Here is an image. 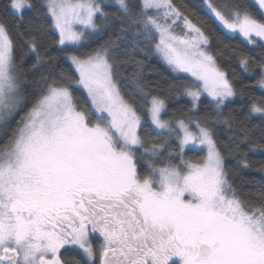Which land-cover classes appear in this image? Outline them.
I'll return each mask as SVG.
<instances>
[{"label":"snow or ice","instance_id":"obj_1","mask_svg":"<svg viewBox=\"0 0 264 264\" xmlns=\"http://www.w3.org/2000/svg\"><path fill=\"white\" fill-rule=\"evenodd\" d=\"M40 3L0 18V264H264V187L232 179L245 145L264 150V0ZM208 16L251 84L220 66ZM137 52L170 69L166 88L142 83Z\"/></svg>","mask_w":264,"mask_h":264},{"label":"trees","instance_id":"obj_2","mask_svg":"<svg viewBox=\"0 0 264 264\" xmlns=\"http://www.w3.org/2000/svg\"><path fill=\"white\" fill-rule=\"evenodd\" d=\"M33 4L36 5V8H38L41 12L44 11V8L42 4L40 3V0H31ZM106 3H112L111 0H105ZM175 4L178 6H183L181 8L182 11H185L187 14L188 10H194L196 12H200V8L202 6V0H173ZM244 2L250 3V0H244ZM9 0H0V18H7L9 27L16 22L15 14L9 12L6 10V6L8 5ZM109 11L114 10V8L108 9ZM203 15V13H201ZM23 17L24 19L31 20L33 24H39L40 20L38 17L34 15L33 10L25 9L23 11ZM205 19L208 21L207 25H205V31L210 35L211 41H212V51L216 52L217 47H220L223 51L222 56H218L217 59L220 63V66L224 68L229 76L233 75V70L237 74H240L243 77L244 83L251 84L254 80V77L243 73L236 56L231 54V48L224 47L225 44L235 46L238 43H240L239 38L235 39H229L225 36L224 32L219 29V26L215 23V21L210 17H205ZM193 20L195 22V17H193ZM21 28L23 30V25H21ZM218 41H222L218 44ZM243 50L247 53H249L253 59L259 60L260 59V49H251L247 45L243 46ZM136 56L138 59L144 60V67H143V81L150 82L149 87L152 86L151 82H158L161 86V88H166L169 82L173 79V74L171 73L170 69H168L166 66L163 65V63L156 58L155 56H149L144 57V55L140 52L136 53ZM28 63L32 62V57L29 56L26 58ZM65 67L68 66L67 61H62ZM128 72H131L132 69H127ZM130 87V86H129ZM256 95H261V90L258 87H254L251 89ZM163 95V92L161 93ZM80 102L86 103V97L84 96L83 92L80 94ZM180 104L187 105L188 101L187 98H181L179 100ZM241 103V101L236 100L235 104L238 106ZM177 106L176 103L170 102L169 108H175ZM203 107H201V112H203ZM246 110V109H245ZM227 111V110H226ZM239 114H243L242 112ZM168 114H165V118H167ZM252 123H259L258 118L254 117L252 120ZM218 132V142H223L227 140V137L230 135V133L226 130L225 126H221L217 129ZM245 150L247 151V156H244L241 154L237 157V159L241 160H247L250 167L248 168H242L237 166L235 173L232 175L233 183L237 186H239L243 191H257L264 187V171L261 169H264V150L257 149L255 151H252L247 148V146H244ZM226 163L228 165H234L235 160H233L231 157H229L226 160Z\"/></svg>","mask_w":264,"mask_h":264},{"label":"flooded vegetation","instance_id":"obj_3","mask_svg":"<svg viewBox=\"0 0 264 264\" xmlns=\"http://www.w3.org/2000/svg\"><path fill=\"white\" fill-rule=\"evenodd\" d=\"M92 240H93V243L95 245H99L100 241H101V238L99 237L98 234H92ZM64 255L66 257H76L78 259H84V257L82 256V254L80 253V251L78 249H66L64 250Z\"/></svg>","mask_w":264,"mask_h":264},{"label":"rangeland","instance_id":"obj_4","mask_svg":"<svg viewBox=\"0 0 264 264\" xmlns=\"http://www.w3.org/2000/svg\"><path fill=\"white\" fill-rule=\"evenodd\" d=\"M110 1V0H109ZM111 2H112V0H111Z\"/></svg>","mask_w":264,"mask_h":264}]
</instances>
